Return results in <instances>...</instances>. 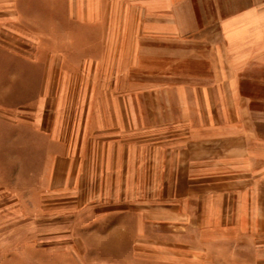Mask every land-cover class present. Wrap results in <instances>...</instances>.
<instances>
[{
    "label": "crops",
    "instance_id": "1",
    "mask_svg": "<svg viewBox=\"0 0 264 264\" xmlns=\"http://www.w3.org/2000/svg\"><path fill=\"white\" fill-rule=\"evenodd\" d=\"M67 2L68 13L62 19L77 27H62L63 34L57 35L58 30H50L56 26L52 18L40 19L35 22L38 29L23 34L31 48L39 49L38 58L30 63L43 62L45 69L59 65V73L45 72L42 78L59 82L57 93L49 95L53 92L46 88L39 93L32 119L26 122L30 135L17 138L38 153L34 177L40 191H47L49 169L58 173L49 161L46 115L54 111L55 129L62 131L65 105L59 102L60 84L69 78L119 82L114 90L112 86L106 92L96 90L104 99L88 109L95 156L88 172L79 175L92 178L90 193L95 199L114 198L109 202L125 201L134 208L145 207L143 192L149 193L148 207L154 209L165 204L199 208L201 227L209 231V225L215 226L210 240L220 242L216 246L223 247L218 248L221 255L238 262L247 256L249 264H264V108L251 105L253 98L264 100V0ZM95 32L102 34L100 39L91 35ZM193 48L205 50L201 63L207 72L201 68L193 72ZM96 50L101 51L92 56ZM82 51L89 55L82 56ZM177 79L184 83H175ZM131 80L157 85L150 90L158 100L151 110L147 105L145 112L143 94L137 92L133 98ZM163 97L167 105L162 104ZM182 128L193 137L181 141L175 130ZM61 135L56 133L59 139ZM98 137L103 141L101 157H96ZM70 149L65 147L63 154L51 159L74 162ZM149 152L152 161H162L161 169L152 165L145 172L140 167ZM147 174L153 178L151 185L128 180ZM159 178H167L166 184ZM156 219L153 225L159 224V216ZM120 224L118 231L127 233L128 241L143 231L138 217Z\"/></svg>",
    "mask_w": 264,
    "mask_h": 264
},
{
    "label": "rangeland",
    "instance_id": "2",
    "mask_svg": "<svg viewBox=\"0 0 264 264\" xmlns=\"http://www.w3.org/2000/svg\"><path fill=\"white\" fill-rule=\"evenodd\" d=\"M67 13V0H0V264H249L251 258L247 256L238 262L221 255L223 251L218 248L223 247L216 246L220 242L210 240L211 236L215 237L210 232L215 226L209 225V231L205 226L201 227L203 210L199 208L177 209L165 204L163 208L154 209L148 207L149 193L146 192H143L145 207L134 208L125 201L109 202L115 201L114 198L95 199L94 193H90L92 178L79 175L80 171L81 174L88 172L89 162L95 156L92 151L95 139L88 127V109L95 100L104 99L96 90L101 88L106 92L109 86L114 90L119 82L69 78L60 84L63 92L59 93V102L65 105L62 131L55 129L57 115L54 111L46 115L49 161L57 167L58 173L49 169L47 191L44 188L40 191L39 179L34 177L38 172L35 167L38 161L34 160L38 153L34 146L17 138L30 135L26 122L32 119L39 93L47 89L53 92L49 95L57 93L59 82L42 78L45 72L59 73V65H48L45 69L43 62L41 66L30 63L38 58L39 49L31 48L23 34L27 29H38L35 24L40 19L52 18L56 26L50 30H58L57 35H62L63 28L78 26L71 22L70 26L62 19ZM91 35L96 40L102 36L96 32ZM76 37L86 40L83 35ZM100 51L96 50L92 56H97ZM81 54L89 55L85 51ZM46 57H42L44 62ZM201 62H205V50L193 48V72L200 68L207 72ZM261 74L264 76V69ZM176 76L180 77V74ZM175 83L183 84L184 81L177 79ZM152 88H157L152 81H128L133 98L137 92L143 94L145 112L147 105L150 109L158 102L151 96ZM161 100L167 105V98ZM77 105H80V113L75 111ZM251 105L264 108V100L253 98ZM59 132H62L61 139L56 137ZM175 132L182 137L181 141L183 137L194 135L183 128ZM261 132L264 133L262 126ZM55 141H63L66 145L55 144ZM96 143L99 149L96 157L99 154L101 157L102 137H98ZM65 147H71L69 156L75 157L74 162L51 159L53 155L63 154ZM150 155V152L144 155L140 167L148 172L152 165L161 169L162 161L153 162ZM159 179L161 184L162 180L166 184L167 178ZM128 180H138L146 186L151 185L153 178L147 174ZM213 214L215 216L214 211ZM158 216L159 224L153 225ZM210 216L208 221L214 219ZM135 217L143 221V231L136 232L128 241L127 233L118 231L120 220L130 221Z\"/></svg>",
    "mask_w": 264,
    "mask_h": 264
}]
</instances>
